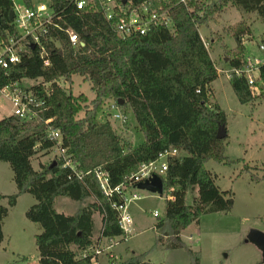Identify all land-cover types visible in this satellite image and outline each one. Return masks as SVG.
<instances>
[{
    "label": "trees",
    "instance_id": "trees-1",
    "mask_svg": "<svg viewBox=\"0 0 264 264\" xmlns=\"http://www.w3.org/2000/svg\"><path fill=\"white\" fill-rule=\"evenodd\" d=\"M139 1V0H134ZM32 6V0H22ZM50 7L67 22L84 44L74 48L66 34L57 32L61 47H47L49 66H43L38 49L7 72L0 69V87L18 81L52 82L80 77L91 86L94 98L74 96L56 86H49L44 109L35 121L23 122L10 115L0 120V162L8 163L16 193L7 196L8 207L23 194L35 203L25 217L40 226L35 235L38 264H90L83 253L104 238L122 235L115 205L120 195L105 197L96 178L97 171L108 174L110 187L125 182L143 164L158 160L166 151L178 155L167 159V170L156 175L162 182V194L172 188L173 200H165L164 216L155 225L156 244L165 249L185 248L198 264V255L181 240L180 234L202 215L228 212L232 208L230 191H222L214 176L204 168L208 160L231 163L224 155L228 138L226 115L217 104H209L211 84L218 71L198 32L213 16L231 4L244 13H255L264 21V0H189L191 11L182 5L171 10L172 28H154L144 36L122 38L111 23L94 11H77L69 0H49ZM12 0H0V33L10 29ZM235 39V55L230 68L245 65L243 36L249 28L239 23L230 30ZM61 52V53H60ZM259 94L264 97V60L259 66ZM230 85L239 103H253L257 98L243 77L232 74ZM42 90L40 86L31 89ZM41 97V98H42ZM112 100L116 109L133 114L144 141L138 147L121 138L108 121L100 122L103 103ZM121 101V102H120ZM83 112L82 118H77ZM62 135V147L72 163L63 168L56 156L34 170L33 157L53 151L55 143L45 134L46 121ZM223 127L224 139H217ZM55 163V164H53ZM76 174H80L79 179ZM264 176V174H263ZM138 184L133 187L137 188ZM139 190V189H138ZM197 192L192 204L186 203L189 192ZM57 198L73 201V215L54 209ZM2 225L8 207L1 204ZM101 226L94 239V215ZM166 240V242H165ZM125 264H161L131 257Z\"/></svg>",
    "mask_w": 264,
    "mask_h": 264
},
{
    "label": "rangeland",
    "instance_id": "rangeland-1",
    "mask_svg": "<svg viewBox=\"0 0 264 264\" xmlns=\"http://www.w3.org/2000/svg\"><path fill=\"white\" fill-rule=\"evenodd\" d=\"M16 1L22 3V0ZM32 3L48 4L49 0H32ZM239 23L249 28L248 34L243 36V55L264 60V50L259 49L260 45L264 46V21L255 13H244L229 4L216 13L207 25L198 27L205 42L214 41L207 49L219 75L211 84L209 104H217L226 115L228 138L224 155L231 161L226 164L208 160L204 168L214 176L215 185L220 190L231 192L233 202L230 211L202 215L198 222H193L181 232L183 243L197 253L198 264H264L261 251L254 244L245 242L251 230L264 232V97L259 98L258 93L253 103H239L227 78V72L231 70L228 61L235 55L236 47L230 30ZM70 81L68 92L71 91L74 96L85 95L88 102L94 98L88 82L76 76ZM23 85L29 87L32 82L23 81ZM112 103V100L104 101L98 120L108 121L116 134L133 147H138L144 141V134L138 129L133 114L112 110ZM12 110L8 101L0 100V120L4 115H12ZM116 114L118 118H114ZM82 117L83 112L77 116ZM52 153L43 152L33 157V169L38 170L52 160ZM8 185L15 186L12 170L8 163L0 162L1 190L8 191ZM139 193L142 198L128 204L133 232L125 240L118 238L112 252L122 261L143 255L144 260L151 263L194 264L193 255L185 248L171 250L156 244L155 225L164 216L165 194L158 196L146 190H139ZM196 196L195 190L189 192L186 203L192 204ZM34 202L29 194L17 198L13 207H8L7 198L2 202L3 206L8 207V215L3 221L0 264H38L35 235L41 232V228L25 217L27 209ZM54 209L58 213L73 215L76 204L57 198ZM154 212L159 214V218L152 216ZM100 226L101 217L95 214L94 239Z\"/></svg>",
    "mask_w": 264,
    "mask_h": 264
},
{
    "label": "built area",
    "instance_id": "built-area-1",
    "mask_svg": "<svg viewBox=\"0 0 264 264\" xmlns=\"http://www.w3.org/2000/svg\"><path fill=\"white\" fill-rule=\"evenodd\" d=\"M13 1L12 17L10 29L0 33V69L7 72L12 66L20 64L32 51L30 46L38 52L43 59V66H49L47 59V47L53 44L57 49L61 47L57 38V32L67 35L72 47L77 48L84 44L80 41L78 34L72 27L63 20L62 15L53 10L49 4L38 3L26 6L23 3ZM77 11H94L110 22L115 33L127 38L131 36H144L154 28H172L171 10L178 5H182L187 10L192 9L188 6L189 0H69ZM201 37V36H200ZM205 48L210 44L201 37ZM259 49L264 50L260 45ZM208 50V49H207ZM61 53V52H60ZM263 61L255 57H246L245 65L241 68H232L227 72V78L231 79L232 74L246 79L254 96L259 93V66ZM33 86H40L42 90L31 89ZM49 86H56L68 92L70 85L64 79L52 82L37 81L29 87H24L20 82L15 81L0 87V100L8 101L13 110L12 115L17 116L23 122L35 121L38 113L44 109L45 99L43 95L49 96ZM43 93L40 96L38 93ZM42 97V98H41ZM110 108L117 110L114 104ZM119 115H114L118 118ZM50 120L44 123L46 137L55 143L53 147V157L62 160L61 166L71 167L72 163L66 149L62 147V135L58 129L49 125ZM177 150L162 153L158 160L143 164L139 171L128 178L125 182L116 187H110L108 174L103 171L96 172V178L101 190L106 198L111 199L114 194L120 195L123 202L115 205L118 213V224L122 230V235L114 238H104L97 244L87 249L83 257H89L90 264H125L118 258L112 248L118 238L125 240L133 232V220L128 211V204L140 200L142 195L139 190L134 188V184H140L149 180L153 175H163L167 170V159L177 156ZM52 157V159H53ZM80 179L81 175L76 174ZM172 188H168L165 200H173ZM154 218H159V214L154 212Z\"/></svg>",
    "mask_w": 264,
    "mask_h": 264
},
{
    "label": "water",
    "instance_id": "water-1",
    "mask_svg": "<svg viewBox=\"0 0 264 264\" xmlns=\"http://www.w3.org/2000/svg\"><path fill=\"white\" fill-rule=\"evenodd\" d=\"M10 18L12 17V12H10ZM31 50H34V46H30ZM121 102V101H120ZM226 137V132L223 127H220L218 132H217V139H224ZM55 164V163H53ZM137 188L139 190H146L152 194H157L158 196H161L162 194V182L159 177L156 175H153L149 180L140 183L137 185ZM246 243H251L254 244L259 251H261V254L264 258V232L259 231V230H251L246 239Z\"/></svg>",
    "mask_w": 264,
    "mask_h": 264
},
{
    "label": "crops",
    "instance_id": "crops-1",
    "mask_svg": "<svg viewBox=\"0 0 264 264\" xmlns=\"http://www.w3.org/2000/svg\"><path fill=\"white\" fill-rule=\"evenodd\" d=\"M32 4H35V3H32ZM214 41L213 40H210V45L213 43ZM260 60H262L263 61V59H260ZM216 69H217V67H216ZM218 70V69H217ZM218 75H219V70H218ZM6 116H10L9 114L8 115H4V117H6ZM6 189H8V191H2L1 190V186H0V195L2 196V199H1V204H2V202L5 200V198L7 197V196H10V195H13V194H15L16 193V186H12V185H8V187L6 188ZM150 193V192H149ZM152 194V193H151ZM25 194H23V195H21V196H19L18 197V199L20 198V197H23ZM35 203V202H34ZM33 203V204H34ZM32 204V205H33ZM31 206V205H30ZM5 220V219H4ZM2 229H3V225H2ZM3 237H4V232H3ZM180 238H181V234H180ZM181 240H182V238H181ZM146 259V258H145ZM145 261H149V260H145ZM150 262V261H149ZM162 264V263H161Z\"/></svg>",
    "mask_w": 264,
    "mask_h": 264
}]
</instances>
